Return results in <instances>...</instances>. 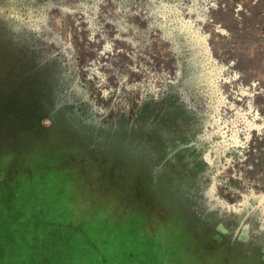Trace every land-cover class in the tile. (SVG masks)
<instances>
[{
	"label": "rangeland",
	"instance_id": "obj_1",
	"mask_svg": "<svg viewBox=\"0 0 264 264\" xmlns=\"http://www.w3.org/2000/svg\"><path fill=\"white\" fill-rule=\"evenodd\" d=\"M18 25L44 75L0 84V264H264V0H46ZM142 67L155 103L122 115ZM53 99L54 129L21 117Z\"/></svg>",
	"mask_w": 264,
	"mask_h": 264
},
{
	"label": "flooded vegetation",
	"instance_id": "obj_2",
	"mask_svg": "<svg viewBox=\"0 0 264 264\" xmlns=\"http://www.w3.org/2000/svg\"><path fill=\"white\" fill-rule=\"evenodd\" d=\"M44 1L46 0H0V56H3L6 60L5 62L0 61V72L4 74V77L2 78L3 81H1L0 84H5L6 87H12V91L16 94L19 93L20 87H22V91L26 87V91L32 90V86L30 85L32 80L44 75V73L40 71L41 65L38 59L40 54L42 55V47L36 49L38 52H35L33 55L32 53L34 49H31L32 43L30 44L28 39L24 38L22 33H19L20 31L22 32L21 28H16L19 27V25L16 26V24L21 20L27 22V20H32L34 16L39 14L42 10V6H44ZM27 24L28 23H20V26L28 28L26 27ZM150 86L151 85L149 84L148 89H143L144 91L142 93L138 91L140 92V94H138L140 99L139 103L135 105L134 113H129V115L137 114L139 107H142L141 110L143 111L153 106L155 103V93L152 92L153 90L150 89ZM52 101L51 104H45V102H41L40 104L36 103L33 108L28 110L24 117H21L26 122L32 124V126H34L33 128H39L45 131L54 129L55 126H58L55 125L56 121L53 115L54 108H56L57 105L55 99ZM44 116L49 118L50 124L45 125L43 123L44 121L41 122V119ZM83 127H90V125L79 124L75 125V128H69L79 130ZM76 134H78V131H76ZM93 140L95 141V139ZM136 150L137 147L133 148V151ZM142 167L143 164H139V169ZM154 175V173L151 174L148 172L144 178L153 182L152 178ZM140 180L141 179H139V181Z\"/></svg>",
	"mask_w": 264,
	"mask_h": 264
},
{
	"label": "trees",
	"instance_id": "obj_3",
	"mask_svg": "<svg viewBox=\"0 0 264 264\" xmlns=\"http://www.w3.org/2000/svg\"><path fill=\"white\" fill-rule=\"evenodd\" d=\"M1 35H3V34H1ZM0 61L1 62H5L6 60H5V58L3 56H0ZM144 65H145V62L142 64V66H144ZM134 75H137V79L140 78L139 79V84H140V87H141V90H140L141 93L144 91L143 89H148L149 88V84H150L149 73H148L147 69L142 67L141 71H139L137 73L129 71V72L124 74L123 80L127 81V84H124V87L122 88V90L124 92H126V91H128L130 89H133L134 87H136V85H138L136 83V81H134ZM3 77H4V74L0 72V82L3 81L2 80ZM150 89L153 90L152 91L153 93L155 92L154 88H151V86H150ZM146 94H147V92H146ZM110 109H111V107H110ZM133 111H134L133 109L131 111V110H128V109L125 110V108H124V110L121 111L120 114L128 115L129 113H134ZM26 181L27 180L25 179L24 183H26ZM36 181H39V179H37ZM36 181H34V182H36ZM18 184H20V181H19ZM17 186L18 185H14V184L11 183L9 186H5L4 188L0 189V214H2V218L5 220V222H6V219L9 218V223H12V222H10L11 221L10 209L12 208L13 201L15 199L18 200L21 197L19 189L16 192L14 190L15 188H17ZM35 191H36V189L33 186H31L30 191H29V195H28V199L29 200H34L35 199L34 196L37 195L35 193ZM14 197H16V198H14ZM37 214L38 213H32L33 219L37 218ZM32 222H33V225H34L35 221H32ZM6 223L8 224V222H6ZM10 230H11V228H10ZM45 261H46V259L43 256L42 260L39 261V264H44ZM72 264H75V263H72Z\"/></svg>",
	"mask_w": 264,
	"mask_h": 264
},
{
	"label": "crops",
	"instance_id": "obj_4",
	"mask_svg": "<svg viewBox=\"0 0 264 264\" xmlns=\"http://www.w3.org/2000/svg\"><path fill=\"white\" fill-rule=\"evenodd\" d=\"M78 131V130H77ZM79 131H81V130H79Z\"/></svg>",
	"mask_w": 264,
	"mask_h": 264
}]
</instances>
